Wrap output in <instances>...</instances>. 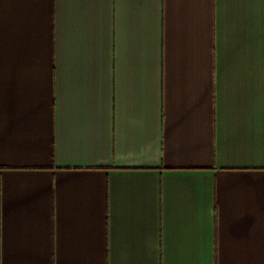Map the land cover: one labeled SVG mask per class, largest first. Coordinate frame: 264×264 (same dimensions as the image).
Wrapping results in <instances>:
<instances>
[{
    "label": "crops",
    "instance_id": "obj_1",
    "mask_svg": "<svg viewBox=\"0 0 264 264\" xmlns=\"http://www.w3.org/2000/svg\"><path fill=\"white\" fill-rule=\"evenodd\" d=\"M0 264H264V0H0Z\"/></svg>",
    "mask_w": 264,
    "mask_h": 264
}]
</instances>
